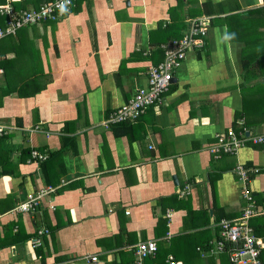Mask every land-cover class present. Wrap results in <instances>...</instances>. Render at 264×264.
Returning <instances> with one entry per match:
<instances>
[{
    "label": "crops",
    "instance_id": "obj_1",
    "mask_svg": "<svg viewBox=\"0 0 264 264\" xmlns=\"http://www.w3.org/2000/svg\"><path fill=\"white\" fill-rule=\"evenodd\" d=\"M195 1L177 18L184 34L188 9L212 4L203 49L186 55L163 103L131 128L103 124L147 88L176 0H75L59 21L0 39V264H131L146 240L157 253L144 264H230L213 253L221 211L234 219L253 203L254 225L264 230V142L247 141L235 156L207 149L229 130L264 136V117L247 124L252 103L243 93L257 86L264 103V66L248 80L242 66L257 51L245 43L264 44V22L245 18L264 13V0ZM32 151L58 155L44 171ZM239 169L251 174V201ZM47 188L37 206L19 210ZM37 231L47 233L35 246L28 237Z\"/></svg>",
    "mask_w": 264,
    "mask_h": 264
},
{
    "label": "built area",
    "instance_id": "obj_2",
    "mask_svg": "<svg viewBox=\"0 0 264 264\" xmlns=\"http://www.w3.org/2000/svg\"><path fill=\"white\" fill-rule=\"evenodd\" d=\"M75 0H51L50 2L40 5L36 9L15 10L10 0H6L0 5V15L5 17L4 26L0 28V39L13 36L18 30L41 24L46 21H59L70 14ZM210 17H200L191 19L186 33L181 38L171 40L161 45L159 48L163 52V58L155 65H151L147 71V88L138 90L123 105L112 110L103 126H109L122 123L126 120H134L143 115L150 106L163 103L164 96L169 89L173 74L181 67L186 55L194 48H200L203 44V36L210 23ZM2 70L0 69V78ZM7 132L5 127L0 126V137ZM241 135V134H240ZM254 144L264 142L263 137L239 138V135L229 131L217 136V142L208 147V151L214 158H218L222 153L236 154L247 142ZM31 158L43 160L46 155L32 151ZM240 174L242 187V197L251 201L247 183L248 174L242 170H237ZM186 187L184 191L186 192ZM52 189L47 188L27 202L18 206L19 210L27 211L38 205L41 199ZM259 215L254 209V205L249 204L243 208L240 216L233 220H221L219 225L218 240L214 243L213 253L219 254L225 248L228 249L230 261L232 264H261L258 259L260 244L254 237L253 231L249 225V220ZM47 233V231H44ZM33 245L37 246L39 240L33 239ZM157 251V243L154 240H146L137 244L134 250L135 260L131 264H144V260L152 256ZM91 260H96L92 257ZM167 264H176L172 257L167 259Z\"/></svg>",
    "mask_w": 264,
    "mask_h": 264
},
{
    "label": "trees",
    "instance_id": "obj_3",
    "mask_svg": "<svg viewBox=\"0 0 264 264\" xmlns=\"http://www.w3.org/2000/svg\"><path fill=\"white\" fill-rule=\"evenodd\" d=\"M50 1L51 0H33V1L23 0L20 3H13V2H11V5H12V7L15 10H20L17 6H19V5L22 6L25 3L24 6H23V8H21V9L22 10H26L27 9V5L29 6V5L32 4V5L35 6V8H38L40 5H42L44 3H47V2H50ZM193 1H195V0H188V1H185V2H184V0H176V2H177L176 7H174L173 9H171L169 11V17H170L169 24L165 26V30L168 33V35H167V39L168 40L164 41L165 43H168L171 40L178 39V38H181L182 37L183 31L186 29V23H185V20L183 18L182 19L177 18L179 16L178 9H181V7H183L184 4H186L187 6L188 5H193V4L196 5L197 2L196 1L193 2ZM5 2H6V0H0V5H3ZM211 7H213V6L208 1V2L203 3L200 8H192V9L189 8L188 11H187V16L186 17H188L190 19H194L195 17L196 18L199 17V16L202 17L201 16L202 14L204 16H212L213 13H214V10L211 9ZM245 18H247V20L248 19L255 18L254 20H259V24H262L264 22V13L262 11H260V10H254V11L249 12V14H247V17H245ZM4 23H5V17L0 15V28L4 26ZM245 44L247 45V53H250V50H248V49L249 48H252V47H256V50H257L253 54H249V55L247 54V59L246 58H242V66H243V72H244L243 73L244 74L243 75V78H245V79L247 78V80H248L251 77L254 78V77L258 76V72L261 69H263V66H264V44H260V43L257 44V42H254V43L246 42ZM203 47H204V44L202 45V47H200V49L201 48L203 49ZM157 52H159L161 54V60H162V58H163V52L160 50V48L157 50ZM255 87H257V86H255ZM255 87L254 86H251L249 88H246L245 90L243 89V93H244V91H246L248 89H251L252 91L256 92V94L258 95L260 91L258 89H256ZM241 88H244V86L242 85ZM163 96H165V93L163 94ZM243 102H244V99H243ZM251 103L252 104L250 105V107H247V124L255 121V118H256V121L255 122L256 123H259V121L261 120V118L264 117V106L262 104V101L260 100L259 95H258L257 102H254L253 100H251ZM151 107L152 106H150L148 109H150ZM241 112H245L243 106H242L241 111L237 113V118L240 117V113ZM141 116H143V115L138 116L134 120H126V121H124L122 123L115 124V125H112V126L113 127H121L123 129L125 127H130L131 128V127H133V124H135L141 118ZM229 131H227V132H229ZM243 136H244L243 133H241V135H239V138H242ZM216 142H217V138L215 140V143ZM250 145L251 144H247V147L250 146ZM252 147H255V146L252 145ZM57 155H58L57 153H50L49 155H47L48 156V159L46 158V159H43V161L42 160H39V161L42 163V166L45 167L46 166V163L49 162L52 158L56 157ZM221 156H223V157H226V156H235V154H225V153H222V155H220L219 157H221ZM43 167H42V169H43ZM45 169H46V167L44 168V171H45ZM250 176H251V174L248 176V178H250ZM212 206H213V208H214V206H216V201L213 202V205ZM221 212H222V214H220V216H218L216 218L218 232H219V229H220L218 224L220 223L221 220H233V219H226V218H228V216H226L223 211H221ZM238 217H236V218H238ZM254 219L255 218L250 219V222H248V223H250L249 225L251 227H253V230L252 231H253L254 237L258 240V242H260L259 241L260 237H262L263 240H264V230H262V229H260V228H258V227H256L254 225L255 222H256L255 224L260 225L259 222L257 221V219H255V220ZM42 235H44V232L43 231H37V232H35L34 235L29 236L28 239L29 240L30 239L40 240V238H41ZM218 238H219V236H218ZM218 238H217V240H218ZM35 249H39V247H36ZM36 251L38 252L39 250H36ZM263 252H264V250L262 251L261 246H260L259 255H258V259L259 260H260V257L263 255ZM156 253L157 252H155L153 255H155ZM219 254H222V255L227 256L228 259H229V261H230V256H229V252H228V249L227 248H225L223 250V252H221Z\"/></svg>",
    "mask_w": 264,
    "mask_h": 264
},
{
    "label": "rangeland",
    "instance_id": "obj_4",
    "mask_svg": "<svg viewBox=\"0 0 264 264\" xmlns=\"http://www.w3.org/2000/svg\"><path fill=\"white\" fill-rule=\"evenodd\" d=\"M258 82V81H256ZM249 88V87H248ZM253 100L254 102H257L258 100V95L256 92L252 91L251 89L247 90V104ZM264 104V103H263Z\"/></svg>",
    "mask_w": 264,
    "mask_h": 264
},
{
    "label": "clouds",
    "instance_id": "obj_5",
    "mask_svg": "<svg viewBox=\"0 0 264 264\" xmlns=\"http://www.w3.org/2000/svg\"><path fill=\"white\" fill-rule=\"evenodd\" d=\"M203 45V44H202ZM195 49V48H194ZM193 50V49H192Z\"/></svg>",
    "mask_w": 264,
    "mask_h": 264
}]
</instances>
